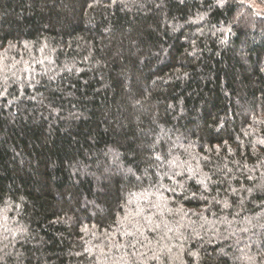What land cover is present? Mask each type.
I'll return each instance as SVG.
<instances>
[{"label":"trees","instance_id":"obj_1","mask_svg":"<svg viewBox=\"0 0 264 264\" xmlns=\"http://www.w3.org/2000/svg\"><path fill=\"white\" fill-rule=\"evenodd\" d=\"M0 264H264V0H0Z\"/></svg>","mask_w":264,"mask_h":264}]
</instances>
